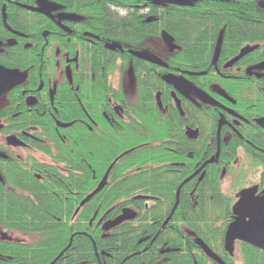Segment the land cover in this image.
Here are the masks:
<instances>
[{"label": "flooded vegetation", "instance_id": "flooded-vegetation-1", "mask_svg": "<svg viewBox=\"0 0 264 264\" xmlns=\"http://www.w3.org/2000/svg\"><path fill=\"white\" fill-rule=\"evenodd\" d=\"M153 5L138 0H0V68L13 74L9 79L13 80L11 85L0 89V245L11 250L1 252L0 256L11 257L17 250L30 245L56 243L59 245L54 262L74 264L73 258L78 251H84V247L74 244V236L78 234L73 231L74 213L61 218L52 216L53 222H41L53 228L49 240L43 239L46 237L43 233L16 231L9 224L4 227L1 218H9L17 202L35 194L31 187L34 180L51 176V180L60 185L65 181L69 184L74 179L81 182L77 191H73L70 185L51 190L59 202L51 206L55 212H70L75 201L72 195H84L90 189L95 191L99 177L93 170L94 184L86 186V190L85 174L74 172L75 167L84 171L87 140L81 145L73 134L86 133L104 148L111 139L105 133L102 135L101 127L104 126L119 128L114 136L117 143L122 131L134 127L137 132H146L149 144L162 143L166 155L187 151L181 157L170 159L164 154L162 157V172L167 174L164 182L169 173H175L176 178L183 177L174 190L176 205L171 213L176 210L179 194L185 186L193 181L188 194L198 196L203 193L202 181L213 177L218 180L219 191L231 197L228 201L231 215L225 225L224 238L228 226L235 220L231 208L240 199L241 191L248 190L242 210L246 222L250 218L246 215L252 207L263 210L264 67L256 69L264 64L263 45L235 62L232 61L241 50L220 45L216 60L213 61L212 55L209 62L204 63L206 69H198L199 61L193 70H186L183 60H171L177 57L180 47L171 36L174 48L164 45L161 34L166 32L161 31L156 36L143 29L140 34L126 35L123 32L129 27L136 30L137 24L152 23L150 8ZM107 18H116L119 27H106ZM220 35L222 41V33ZM112 36L116 38L109 39ZM154 38L159 39L164 48L163 58L147 51L148 42ZM140 54L158 58L160 67L139 57ZM167 76L185 80L211 102H207L204 96L190 93L179 81L176 85ZM0 80L4 79L1 77ZM158 83L160 87H156ZM67 117L69 120L64 119ZM68 123L67 127L72 131L59 126ZM158 130L165 134H159ZM187 144L193 151L188 152ZM142 145L145 144H131L130 149ZM127 153L129 151L120 154V158ZM205 158L213 160L211 167L218 173L214 168L200 166ZM113 161L106 169L107 173L113 163L115 165ZM28 177L33 180H27ZM107 183L108 180L98 195L114 193ZM153 186L154 194L145 195L143 191L132 194V200L144 201L142 217L158 203L155 196L163 193L160 186ZM212 193L213 189L207 199ZM119 194L121 192L114 193L115 196ZM125 210L131 212L130 218L106 229L105 224H110ZM84 215L81 218L83 227ZM95 217L91 220L96 219L94 227L98 229L101 241L109 239L111 232L123 224H129V227L138 225L139 220H136L140 214L134 205H130L113 219L106 220L105 215ZM91 220L87 222L88 226L92 225ZM146 220L151 231L157 224L153 219ZM167 221L169 219L163 222V226ZM179 225L193 242L197 240L183 223ZM156 229L157 232L144 235L137 241L129 240L127 233L126 236L117 234L118 243L123 244L118 246V252L86 253L85 263L80 264H138L140 258L144 259V264H168L170 250L158 233V227ZM64 244H68L66 249L60 248ZM91 245L95 250V244ZM88 246L87 243L85 251ZM233 246H239V249L245 246L252 255L264 259L263 249L238 240ZM116 247L109 246L105 251ZM220 250L223 257H234L224 251V241ZM172 252H179V249Z\"/></svg>", "mask_w": 264, "mask_h": 264}, {"label": "trees", "instance_id": "trees-1", "mask_svg": "<svg viewBox=\"0 0 264 264\" xmlns=\"http://www.w3.org/2000/svg\"><path fill=\"white\" fill-rule=\"evenodd\" d=\"M263 2L264 0H197L184 8L153 5L150 8V14L153 17L152 23L145 26L137 24L136 30L134 27H129L124 29L123 32L126 35L133 33L140 34L143 29L150 30V33L153 32L152 35L156 36L159 32L164 31L180 47V52L176 54V61L183 60L184 65H186L184 69L186 70H193L197 62L201 61L202 67L198 69L203 71L207 68V66H204V63L209 62L213 55L212 52L215 49L220 33H222L221 45L224 48L232 46L236 51V48L244 46V44L259 42L263 45L264 49ZM104 25L117 29L120 24L116 20L112 22L110 18H107ZM199 81L204 83L202 80ZM156 87H160V83ZM158 133L165 134L161 130H158ZM122 134V148H119L121 143L119 147L112 146L110 150H106L104 147L99 155L92 154L85 158L84 171L81 168H74L75 173L79 175L82 173L85 174L86 190V186L92 187L91 185L95 181L92 179V170L99 177L110 166L111 162L119 154L124 153L131 144H145L137 147L116 161L109 173L107 184L111 192L122 193L116 196L114 193H100L84 208L80 209L79 214L74 218L75 224L73 231L76 234L78 233L74 236V244L78 247H84L85 251V246L88 243V254H93L96 251L112 254L118 252L117 248L119 245H123L117 241L120 233H124V235L127 233V236H125L129 240L137 241L144 235L157 232L156 227H158V230L167 229L169 232L173 231L174 233L176 231L175 233H177V239L171 240L170 242L166 241V245L170 250L168 264H210V261L195 246L193 238L180 228L179 224L183 223L189 232L193 233L192 236L200 240V242H203L209 248L210 252H213L220 259L228 262V264H235L232 258L221 255L222 251L220 249L223 245L224 229L226 222L229 220L228 217L231 215L229 209L230 203L228 202L231 197L219 191L218 180L215 177L211 180H203L202 187L204 190L198 196L195 193L192 195L188 194V189L193 185V181L185 186L179 194V202L176 210L169 221H167L168 223L163 226V222L167 220L175 204L176 185L182 181L183 177L176 178L175 173H169L167 180L164 182L167 174L162 172V157L168 156L170 159L176 156L181 157L185 156L187 151L185 150L184 153L179 151V155L177 151L175 154L166 155L163 153L165 150L163 149L162 143L157 141V144L151 145L147 142L148 138L146 137L145 131H139L138 135L127 144L123 140L125 136L128 137V134L125 132H122ZM86 140L88 142L90 140L97 145L99 143L98 140L90 137H87ZM187 148L188 152L193 151L192 147L188 146ZM106 154H109V156H105ZM127 168L131 170L127 171ZM173 181H175V184L172 183ZM207 182L213 184V193L208 199L207 195L211 189L208 187ZM80 184V181L74 179L73 181L70 180L69 184L65 181L63 185H60L55 180H51V176L41 181L34 180L31 187L35 189V194L30 197H23L25 201L17 202V205L12 208V212L9 213V218H1L2 226L7 227L8 225L4 224H9L16 231L43 233L46 236L43 239L49 240L52 238L53 228L41 222H53L52 216L61 218L71 213L62 211L55 212L52 209L51 206L59 203L56 201L57 198L51 193V190L59 187L64 189L66 188L65 185H70L73 191H77L80 188ZM153 184L160 186L163 189V193L162 195L155 196V199L157 198L159 200H157L158 203L150 207L146 213H143L144 217H142L141 213L143 212L144 201L132 200V194L140 191H143L145 195L149 193L154 194L155 190L152 189L155 186ZM72 196L74 200L77 197L75 195ZM61 198L63 199L62 196ZM195 198L197 201H195ZM130 205H134L139 211L140 217L136 220H139L138 225L129 227V224H123L111 232L109 239L99 241L98 229L94 227L96 219L91 220L92 217L96 215L95 218H97L105 215L106 220L113 219L122 209ZM110 208L112 210L107 211ZM83 215L85 216V227L81 225ZM10 216H13L15 221L10 220ZM146 218L153 219L157 224L153 228L150 227L151 231H149V223ZM89 220H91V226L87 225ZM220 222H224V224L219 225ZM21 223H25V225ZM80 233H85L86 235ZM91 243L95 244V250ZM45 245H47L46 242L40 243V245H30L21 248L12 255L13 257L0 256V264H59L61 261L54 262L53 259L59 244L49 243V246ZM109 246L117 247L115 250L105 251ZM173 249H179V252L173 253ZM7 251L11 252L4 245H0V253ZM239 251L241 256V260H239L240 264H254L251 262L253 261L252 256L247 259L245 246H241ZM254 256L257 258L261 257L257 254ZM254 260L256 264H261L260 260L256 258ZM73 261L74 264L78 263L76 258H73Z\"/></svg>", "mask_w": 264, "mask_h": 264}, {"label": "water", "instance_id": "water-1", "mask_svg": "<svg viewBox=\"0 0 264 264\" xmlns=\"http://www.w3.org/2000/svg\"><path fill=\"white\" fill-rule=\"evenodd\" d=\"M138 1H143L146 3H151V4H155V5H173V6H188L192 3H194V1L197 0H138ZM263 7H264V2H263ZM162 37V41L164 43V45H166L167 47H169L170 49H173V40L172 38L167 35L166 33H162L161 34ZM221 45V35L218 38L217 44H216V49H215V54H214V60H216L218 53L219 52V48ZM254 49V48H253ZM253 49H244L242 51H240V54L237 58H235L232 62L237 61L238 59H240L243 55H245L246 53L253 51ZM139 57H142L144 59H146L149 62L161 65L160 62L158 61V59L153 58V57H147L146 55L140 54ZM264 64L259 65L258 67H256V69H263ZM12 72H7V71H2V69L0 68V78L2 77L4 80H0V89L10 86L13 80H9L12 78ZM174 83L176 82H181L184 84V86L186 87V89L193 94L199 95V96H204L207 99V102H211L210 99H208L205 95H203L200 91H198L197 89H195L194 87H192V85H190L188 82H186L185 80H172ZM213 105V103H211ZM213 161V160H212ZM105 181H103L99 187L95 190V193H97L98 191L101 190V188L104 186ZM248 193V190H244L241 191V193L239 194V200L238 202L234 205L232 209V213L235 215V220L233 223H231L225 233V238H224V248L226 252H228L230 255H232L233 253V245H234V241L238 240L244 243H248L249 245L260 249V250H264V206L263 210L262 208H256L253 207L251 208L252 210L250 212L247 213L246 217H250L248 219V221L246 222L243 218L245 217L244 214L242 213L243 207H244V197H246ZM92 196L88 197L87 200H89ZM86 200V201H87ZM130 211H125L123 212V215L118 218L117 220H115V222L112 223H108L105 224L107 226L106 229L111 228L113 226H115L116 224L120 223L121 221H124L125 219H129L130 218ZM105 226V227H106ZM195 245L197 247H199V249H201L203 252V254H205L208 258H210V260L212 259L214 262L218 263V264H224L223 262H221L220 258L217 257L213 252H210L209 248L203 243L200 242V240H195Z\"/></svg>", "mask_w": 264, "mask_h": 264}, {"label": "bare ground", "instance_id": "bare-ground-1", "mask_svg": "<svg viewBox=\"0 0 264 264\" xmlns=\"http://www.w3.org/2000/svg\"><path fill=\"white\" fill-rule=\"evenodd\" d=\"M222 1H226V0H222ZM163 6H173V5H163ZM175 7H181V8H184V7H186V6H175ZM111 19V21L112 22H114L115 20H116V18H110ZM117 21V20H116ZM29 21L27 20L26 21V23H28ZM5 26L7 27V28H9V26H8V24H6L5 23ZM114 35H116V34H114ZM114 38H116V36L114 37V36H112V37H110L109 39H114ZM112 45H114V44H112ZM261 45V43H259V42H255V43H247V44H244V46H241V47H238V48H236V51L237 50H244V49H255V48H257L258 46H260ZM112 47H116V46H112ZM253 49V50H254ZM147 57H150V56H148V55H146ZM213 57H214V54H213ZM158 59V58H157ZM158 61L160 62V60L158 59ZM172 61H176V57L174 58V59H172ZM152 63V62H151ZM155 64V63H154ZM158 67H160L158 64H156ZM198 67L200 68V67H202V64L201 65H198ZM167 77H170V76H167ZM170 79H173V80H180V78H174V77H170ZM175 84H176V82H175ZM177 85V84H176ZM158 102V101H157ZM65 120H69V117H67V118H64ZM69 125V123L68 124H65V125H60L59 124V126H61V127H63V128H68V132L69 131H72L73 129H71V128H69V127H67ZM102 128V130L103 131H101L102 132V135L105 133L106 135H108V136H111V139H110V141H108L109 142V144L107 143V145L105 144V149L106 150H110V148L112 147V146H115V147H119V145H120V143H121V145H120V147L119 148H122L123 146H122V142H121V140L123 139V134H121V140H120V142L119 143H117L116 141H115V139H114V136L117 134V132H118V130H119V128L117 127V126H104V127H101ZM79 129V128H78ZM83 131V130H82ZM122 132H125V133H127L128 134V137H126L125 136V138H124V143L125 144H127V143H129L130 142V140H132L134 137H136L137 135H138V133L139 132H137L136 131V128H128L126 131H122ZM121 132V133H122ZM73 136H74V138H75V140H80L81 142L80 143H84L85 141H86V139H87V136H86V133H85V135H83V133L81 134V133H74L73 134ZM118 141V140H117ZM81 144V145H84V144ZM87 144H86V146H85V158L87 157V156H89V155H92V154H95V155H99L100 153H101V151H103V148H101L99 145H97V144H95V143H93L92 141H90L89 140V142H88V140H87V142H86ZM131 150V151H130ZM126 151H129V152H132V149H130V147H128L127 148V150ZM109 153H111V152H109ZM105 156H109V154H106ZM122 158V157H121ZM120 158V154L116 157V159H115V163H116V161H118L119 159H121ZM209 158H205L204 160H202L201 162H200V166L202 167V168H204V169H209V168H214V167H211V166H213V161H212V159H209ZM114 162V161H113ZM113 166H114V163H113ZM109 170H110V168H109ZM127 171H129V170H131L130 168H127L126 169ZM214 170H215V172L216 173H218L217 172V169L216 168H214ZM219 171V170H218ZM49 176L51 175V173L50 174H48ZM108 178H109V173H107V171L105 170L104 172H102V174L99 176V180H98V186H97V188L99 187V185L103 182V181H106V180H108ZM27 180H33V179H31L30 177H28L27 178ZM92 184H94V183H92ZM208 187L210 188V189H212L213 188V184L211 183V182H209L208 183ZM203 190H204V188H203ZM122 193V192H121ZM125 195V194H124ZM90 196H92L91 198H95L96 196H98V193H95V191L94 190H88L87 192H85V194L84 195H79V196H77L76 198H75V201L73 202V204H72V208H71V213L73 214L74 213V215L73 216H77L78 214H79V212H80V209L82 208V207H84L83 205H86V204H88L89 202H90V199L89 200H87V198L88 197H90ZM87 200V201H86ZM59 203V202H58ZM204 204H206V203H204ZM203 204V205H204ZM176 205V204H175ZM126 211V210H125ZM124 211V212H125ZM174 212H172V213H170V215L168 216V218L167 219H170L171 218V216H172V214H173ZM12 215H14L13 213H12ZM122 215H123V213H122ZM122 215H120L119 217H117L116 219H113L112 221H110V223H112V222H115V220H117L118 218H120ZM10 220H14L15 221V218L13 217V216H10ZM123 221H121L120 223H118V224H116L115 226H117V225H119V224H121ZM176 232V231H175ZM173 233V231H170L169 232V230H159V232L158 233H160L161 235H162V238L164 239V240H166L167 242H170L171 240H175V239H177V233ZM172 233V234H171ZM65 243V242H64ZM68 246V244H64V246L63 245H61L60 246V248L62 247V248H64V249H66L65 247H67ZM233 248V250L235 249V250H237V251H239V246H233L232 247ZM232 250V251H233ZM86 253H88V251H83V250H80V251H78V255L75 257L76 258V260L78 261V263L77 264H80V263H85V257H86ZM238 253V252H237ZM246 254V256H247V259H249L251 256L253 257V261H251L252 263H254V264H256L254 261V259L256 258V259H258V260H260V263L261 264H264V259L262 258V257H260V258H257V257H255L254 256V254L252 255V253H250L248 250H247V252H245ZM236 254V252H234L233 251V253H232V255H235ZM204 256H205V258L207 259V260H209L210 261V264H218V263H216V262H214L212 259L210 260V258H208L205 254H203ZM93 259V258H92ZM263 259V260H262ZM221 260V262H223L224 264H228V262H225V261H223L222 259H220ZM236 260V259H235ZM145 262H144V259L143 258H140L139 260H138V264H144ZM240 263V262H239ZM53 264V263H52ZM203 264H206V263H203ZM235 264H238V263H236L235 262Z\"/></svg>", "mask_w": 264, "mask_h": 264}, {"label": "rangeland", "instance_id": "rangeland-1", "mask_svg": "<svg viewBox=\"0 0 264 264\" xmlns=\"http://www.w3.org/2000/svg\"><path fill=\"white\" fill-rule=\"evenodd\" d=\"M148 46H149V49H147V51H150L154 56H157L160 58L164 57V51H163L164 48L161 45V42L159 41V39L154 38V39L150 40L148 42ZM239 260H241V256H240V253L239 252L237 253V251H236V254L232 258V261H234V263L236 262V263L240 264Z\"/></svg>", "mask_w": 264, "mask_h": 264}]
</instances>
